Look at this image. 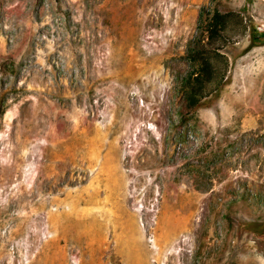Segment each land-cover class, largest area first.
<instances>
[{
    "label": "rangeland",
    "instance_id": "obj_1",
    "mask_svg": "<svg viewBox=\"0 0 264 264\" xmlns=\"http://www.w3.org/2000/svg\"><path fill=\"white\" fill-rule=\"evenodd\" d=\"M0 264H264V0H0Z\"/></svg>",
    "mask_w": 264,
    "mask_h": 264
},
{
    "label": "trees",
    "instance_id": "obj_2",
    "mask_svg": "<svg viewBox=\"0 0 264 264\" xmlns=\"http://www.w3.org/2000/svg\"><path fill=\"white\" fill-rule=\"evenodd\" d=\"M226 18L227 15L215 11L212 17L201 20L198 34L188 48L190 71L181 81V93L188 112L195 110L224 82L228 59L214 41L227 33Z\"/></svg>",
    "mask_w": 264,
    "mask_h": 264
},
{
    "label": "built area",
    "instance_id": "obj_3",
    "mask_svg": "<svg viewBox=\"0 0 264 264\" xmlns=\"http://www.w3.org/2000/svg\"><path fill=\"white\" fill-rule=\"evenodd\" d=\"M258 30L260 31V30H261V28H258Z\"/></svg>",
    "mask_w": 264,
    "mask_h": 264
}]
</instances>
